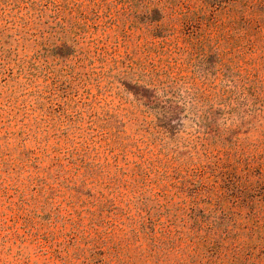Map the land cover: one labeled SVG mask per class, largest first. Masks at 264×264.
<instances>
[{"label":"rangeland","instance_id":"1","mask_svg":"<svg viewBox=\"0 0 264 264\" xmlns=\"http://www.w3.org/2000/svg\"><path fill=\"white\" fill-rule=\"evenodd\" d=\"M178 230L264 264V0H0V264H181Z\"/></svg>","mask_w":264,"mask_h":264},{"label":"trees","instance_id":"2","mask_svg":"<svg viewBox=\"0 0 264 264\" xmlns=\"http://www.w3.org/2000/svg\"><path fill=\"white\" fill-rule=\"evenodd\" d=\"M210 51H212V46L210 47ZM214 54H223L218 51L212 52ZM133 74L136 77V83H141L142 90H155L156 98L159 99L163 104H165V107L168 109H171L172 112L178 109H182V105L185 103L183 102L182 98H177L173 96H166V98H162L160 95V91L158 90L157 85V77L159 76L160 72L159 70L152 69L151 71L147 69L145 64L137 63L136 68ZM154 95V96H155ZM145 97V96H144ZM142 99V98H141ZM175 247L174 245L172 246ZM199 249V246L196 244L193 236H189V234L185 235L183 230H178V262L183 264H197V258L196 255L197 250ZM204 264V263H202ZM205 264H216L213 261L207 262Z\"/></svg>","mask_w":264,"mask_h":264}]
</instances>
